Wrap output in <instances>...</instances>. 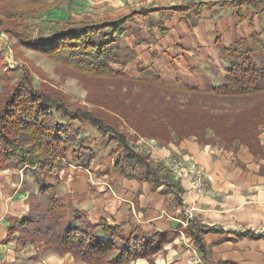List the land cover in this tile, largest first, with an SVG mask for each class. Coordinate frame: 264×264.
<instances>
[{
    "label": "crops",
    "instance_id": "0c3cea01",
    "mask_svg": "<svg viewBox=\"0 0 264 264\" xmlns=\"http://www.w3.org/2000/svg\"><path fill=\"white\" fill-rule=\"evenodd\" d=\"M94 4L107 7L100 21L134 11L146 14L133 19L131 32L120 40L122 47L136 53L125 67L130 77L151 71L169 86L207 90L223 81L228 63L223 48L235 41L256 44L255 34L264 44V0H94ZM258 140L261 151L255 154L248 146L227 150L217 139L201 144L190 137L163 146L141 138L136 143L139 151L146 150L143 153L160 178L157 186L143 175H123L107 156L101 163L96 157L86 167L67 165L49 182L85 214L88 223L101 225L105 220L111 227H122L126 235L138 228L151 238L164 236L148 256L128 264H186L185 237L196 242L189 231L203 238L206 264H264V239L239 236L264 235V126ZM171 156L191 158L204 167L208 176L204 194L193 193L186 180H176L168 172ZM3 172L9 176L5 190L0 189V264H87L71 254L37 253L31 245H20L17 236L9 237V219L31 212L30 194L24 178L17 182L12 172Z\"/></svg>",
    "mask_w": 264,
    "mask_h": 264
},
{
    "label": "trees",
    "instance_id": "16d2710c",
    "mask_svg": "<svg viewBox=\"0 0 264 264\" xmlns=\"http://www.w3.org/2000/svg\"><path fill=\"white\" fill-rule=\"evenodd\" d=\"M30 2L38 6L36 1ZM142 16H146L144 11H134L116 20L68 22L50 37L41 36L31 43L35 50L51 57L68 55L65 58L79 63L75 70L86 74L87 80H105L104 84L115 87L102 88V99L91 102L99 107L96 111L69 107L64 97L36 91L27 82L6 97L0 109V170L7 169L12 161L29 166L36 171L39 190L46 198L41 204L31 193L29 215L9 219V237L20 235V245H34L39 239L46 250L71 254L87 264H128L148 256L154 244L165 240L159 234L148 237L138 228L126 235L122 227H111L105 220L101 225L88 223L85 214L47 182L46 177L62 165L61 159L70 148L69 138L63 136L65 125L54 111L69 121L90 125L102 136L110 134L125 153L115 168L130 178L143 175L155 186L160 185V178L148 157L130 147L124 126L163 146L195 137L201 144L218 139L227 150L248 146L255 154L261 151L258 137L264 126V44L260 36H253L256 44L235 41L229 49L223 48L228 63L219 86L207 90L172 87L157 74L131 78L123 70L136 53L133 48L124 49L120 40L131 32L130 22ZM158 28L165 31L161 25ZM117 66L122 70L115 72ZM73 158L75 165L87 166L76 153ZM189 234L205 252L200 234ZM239 236L264 239V235L251 233Z\"/></svg>",
    "mask_w": 264,
    "mask_h": 264
},
{
    "label": "rangeland",
    "instance_id": "374dc122",
    "mask_svg": "<svg viewBox=\"0 0 264 264\" xmlns=\"http://www.w3.org/2000/svg\"><path fill=\"white\" fill-rule=\"evenodd\" d=\"M34 1L37 2L38 6H32L30 0H0V37L3 40L0 42V109L5 105L6 97L22 82L30 83L36 91L64 97L69 107H87L89 110L99 108L91 102L98 103L102 99L101 90L105 85L113 87L115 85L104 84L105 80H87L86 74H79L75 70L80 64L73 63L69 58L66 59L68 55L61 59L56 56L51 57L38 49L35 50L31 43L41 36L50 37L56 31L61 30L68 22H79L83 18L91 23L100 22L103 17L100 14L107 13V7H97L94 0H77L76 3H72L70 0H62L63 2L58 6L55 4L58 0ZM31 10L33 14H31ZM2 35L5 36L2 37ZM124 49L127 48L124 47ZM114 68L117 72V70H122L123 67L117 66ZM123 70L125 71V68ZM152 73L154 72L148 71L139 73L134 77L149 78ZM128 74L131 73L128 72ZM98 81L101 83L98 84ZM54 114L65 125L66 130L63 136L70 140L68 141L70 148L66 152V158L61 159L63 161L62 165L56 168L55 171L61 170L67 165H75L72 161L75 153L76 156H81L82 161H85L86 164L93 162L96 157L99 163L106 156L115 163L121 161L124 157L125 153L122 145L112 141L110 134L102 136L88 124L83 125L78 121H69L56 111H54ZM124 127L126 130L123 131L128 136L125 139L130 147L144 155L143 152H146V150L139 151L136 143L143 137L131 128ZM3 171L12 172L10 174L17 182L18 178L21 181L24 178V184L30 196L31 193L34 194L41 204L46 202V198L39 190L36 171L30 169L29 166L22 167L20 162L12 161L7 169L0 170V189L2 190H5L4 183L7 180L6 177L9 176V173L4 174ZM51 175L46 177L48 183L52 178ZM15 236L18 239L20 238V235ZM31 246L34 247L37 253H43L46 250V245L39 239Z\"/></svg>",
    "mask_w": 264,
    "mask_h": 264
},
{
    "label": "built area",
    "instance_id": "2783aa9c",
    "mask_svg": "<svg viewBox=\"0 0 264 264\" xmlns=\"http://www.w3.org/2000/svg\"><path fill=\"white\" fill-rule=\"evenodd\" d=\"M5 35H2L4 37ZM0 37V42H2ZM167 170L176 180H186L189 190L197 195L206 192L208 176L204 167L198 165L193 159L180 156H171L166 162ZM188 258L186 264H206L204 254L192 238L185 237Z\"/></svg>",
    "mask_w": 264,
    "mask_h": 264
}]
</instances>
